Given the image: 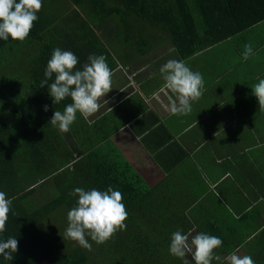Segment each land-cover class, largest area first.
Returning a JSON list of instances; mask_svg holds the SVG:
<instances>
[{
  "label": "trees",
  "instance_id": "obj_1",
  "mask_svg": "<svg viewBox=\"0 0 264 264\" xmlns=\"http://www.w3.org/2000/svg\"><path fill=\"white\" fill-rule=\"evenodd\" d=\"M37 15L25 40L0 39V191L12 201L0 241H18L13 259L0 255V264H182L169 252L177 230L217 236L216 253L264 264V225L249 231L247 214L212 202L211 210L197 201L190 210L170 207L175 202L148 186L113 142L122 124L114 110L87 118L77 112L64 133L50 120L71 98L54 104L48 86L40 87L58 47L79 58L77 68L90 54L105 56L113 76L136 60L165 65L152 52L160 45L177 61L220 55L228 41L230 53L243 51L255 30L264 37V0H42ZM109 186L123 195L126 229L103 244L86 235L91 249L83 248L65 236L78 201L70 193Z\"/></svg>",
  "mask_w": 264,
  "mask_h": 264
},
{
  "label": "crops",
  "instance_id": "obj_2",
  "mask_svg": "<svg viewBox=\"0 0 264 264\" xmlns=\"http://www.w3.org/2000/svg\"><path fill=\"white\" fill-rule=\"evenodd\" d=\"M255 31L243 51L230 53L228 41L220 55L183 61L204 80L190 113L171 114L170 97L178 94L166 87L164 64L154 60L132 61L127 72L119 70L96 112L123 115L113 142L148 186H159L167 204L175 202L170 207L190 210L197 201L210 210L211 202L238 208L248 215L243 223L249 231L264 225V110L252 91L264 79V37ZM245 44L254 52L247 60ZM232 221L241 223L239 217Z\"/></svg>",
  "mask_w": 264,
  "mask_h": 264
},
{
  "label": "clouds",
  "instance_id": "obj_3",
  "mask_svg": "<svg viewBox=\"0 0 264 264\" xmlns=\"http://www.w3.org/2000/svg\"><path fill=\"white\" fill-rule=\"evenodd\" d=\"M42 8V0H0V39L23 41L30 34L34 22L38 20L37 13ZM254 54L251 44H245L243 58L247 60ZM79 58L71 51L54 49L48 61L40 87L48 86L53 103L58 104L70 97L63 112L55 111L50 123L57 126L61 132L70 131V126L77 119V112L85 118L95 114L99 108V100L112 90L113 73L106 57L90 54L87 62L77 68ZM165 73L166 87L178 94L176 99L170 97V112L173 115H186L192 111V101H197L202 95L204 80L202 74L193 72L183 61L169 60L160 69ZM55 74L54 82L49 84ZM257 97L261 110H264V79L252 89ZM44 111L48 106L44 105ZM6 193L0 191V232L6 230L12 201L6 198ZM70 195H78L77 206L68 214L69 221L65 236L86 249L91 244L86 239L90 236L97 244H103L113 237L118 230L126 229L125 221L128 213L120 191L111 186L106 191L95 188L85 190L75 188ZM223 241L205 232L195 235L182 234L177 230L172 234L169 252L182 260V264H255L250 255L240 256L235 252L227 256L216 253ZM8 250V251H6ZM18 251V241L9 237L0 241V255L6 260H12V253Z\"/></svg>",
  "mask_w": 264,
  "mask_h": 264
},
{
  "label": "rangeland",
  "instance_id": "obj_4",
  "mask_svg": "<svg viewBox=\"0 0 264 264\" xmlns=\"http://www.w3.org/2000/svg\"><path fill=\"white\" fill-rule=\"evenodd\" d=\"M152 52L155 55V59L156 60H176L175 56H174V51H170L169 48H165L163 45H160L159 47H156L155 49H152ZM145 60H149V59H145ZM119 70L121 71L122 68L120 67ZM124 71L127 72L128 69H125ZM116 75H118V74H116ZM116 75H114L112 77V85L113 86L116 85V80L118 78V76H116ZM133 98L137 99L136 96H133ZM96 114L97 113L93 114L92 116H95ZM118 118L122 120L123 115L122 116H118Z\"/></svg>",
  "mask_w": 264,
  "mask_h": 264
}]
</instances>
